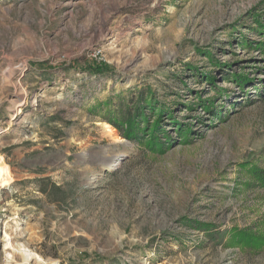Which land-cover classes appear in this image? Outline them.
<instances>
[{
	"label": "rangeland",
	"instance_id": "obj_1",
	"mask_svg": "<svg viewBox=\"0 0 264 264\" xmlns=\"http://www.w3.org/2000/svg\"><path fill=\"white\" fill-rule=\"evenodd\" d=\"M262 28L264 0H0V264H264Z\"/></svg>",
	"mask_w": 264,
	"mask_h": 264
},
{
	"label": "bare ground",
	"instance_id": "obj_2",
	"mask_svg": "<svg viewBox=\"0 0 264 264\" xmlns=\"http://www.w3.org/2000/svg\"><path fill=\"white\" fill-rule=\"evenodd\" d=\"M102 125V129H103V133L105 134V136H109L114 142H120L122 141V138H120V136L117 134L116 132V129L109 123H105V122H102L101 123ZM116 159H109V160H106V165L108 166L107 169H112L114 167V164L116 163ZM1 180H2V183L3 184H8L9 180L5 178V176L3 175L1 177ZM1 189V188H0ZM17 220V219H16ZM16 222V221H15ZM17 223V222H16ZM17 225V224H16ZM19 228L17 227V230ZM5 237H6V240H11L13 238L12 234L11 233H6L5 234ZM12 241L9 242V244H11ZM17 247L19 249H21L22 245L21 244H16ZM7 255H9V257H12L13 255L11 254V252L7 253Z\"/></svg>",
	"mask_w": 264,
	"mask_h": 264
},
{
	"label": "trees",
	"instance_id": "obj_3",
	"mask_svg": "<svg viewBox=\"0 0 264 264\" xmlns=\"http://www.w3.org/2000/svg\"><path fill=\"white\" fill-rule=\"evenodd\" d=\"M262 33L264 34V29L262 28ZM96 69H98V70H100L101 69V65H97L96 66ZM128 122H129V125H130V127L132 126V125H134L133 123H132V121H134V120H127ZM158 123V122H157ZM114 124H116V123H114ZM155 127H156V124H155ZM159 143V142H158ZM159 145H160V143H159ZM254 170H253V173H254V176H257V178L258 179H260L261 181H263L264 182V169H261V168H259L258 166H256L255 165V167L253 168ZM240 235H244V238L245 239H247L248 237H250L251 236V234H249L246 230H242V232H240L239 233Z\"/></svg>",
	"mask_w": 264,
	"mask_h": 264
},
{
	"label": "built area",
	"instance_id": "obj_4",
	"mask_svg": "<svg viewBox=\"0 0 264 264\" xmlns=\"http://www.w3.org/2000/svg\"><path fill=\"white\" fill-rule=\"evenodd\" d=\"M2 213H3V211H0V214L2 215ZM4 214V213H3ZM0 215V216H1ZM4 233V231L3 230H1V226H0V235H2Z\"/></svg>",
	"mask_w": 264,
	"mask_h": 264
}]
</instances>
